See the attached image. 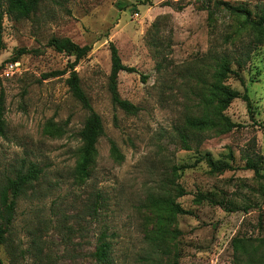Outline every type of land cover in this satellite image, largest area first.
<instances>
[{
  "label": "rangeland",
  "instance_id": "1",
  "mask_svg": "<svg viewBox=\"0 0 264 264\" xmlns=\"http://www.w3.org/2000/svg\"><path fill=\"white\" fill-rule=\"evenodd\" d=\"M169 1L39 0L27 17L1 16L0 185L29 163L41 169L16 200L0 244L2 264H97L92 251L102 230L110 242L109 264H247L250 254L264 253V44L250 50L241 68L231 63L242 82L232 74L225 81L238 92L245 87L250 111L234 98L224 114L237 126L206 133L184 149L178 132L194 102L186 69L208 49L239 55L248 40L245 32L233 39L237 24L226 12L207 20L200 0ZM225 1L255 12L264 0ZM51 35L90 47L74 70L102 130L82 180L74 170L77 132L88 112L65 83L73 55L47 46ZM150 37L160 45L149 47ZM109 43L123 64L135 68L119 71L116 79L119 96L138 107L134 114L111 102ZM13 61L18 69L7 70ZM53 70L64 72L43 76ZM46 122L61 132H45ZM111 142L121 157H113ZM205 152L235 168L210 172ZM246 156L257 160L260 176L243 167ZM176 183L183 195L175 196ZM163 190L190 210L173 217L179 233L169 240L167 256L155 254L146 240L153 219L145 203Z\"/></svg>",
  "mask_w": 264,
  "mask_h": 264
},
{
  "label": "trees",
  "instance_id": "2",
  "mask_svg": "<svg viewBox=\"0 0 264 264\" xmlns=\"http://www.w3.org/2000/svg\"><path fill=\"white\" fill-rule=\"evenodd\" d=\"M38 1L3 0V6L0 3V19L3 14L14 18L27 17L35 9ZM164 3L169 5L170 1L164 0ZM199 5L201 9L206 11L207 20H214V14L216 13L226 12L232 18L234 25L237 24L233 30V39H240V34L245 32L248 41L243 51L236 56L229 55L223 50L208 49L204 59L198 60L195 67L186 69L189 70L188 77L193 81L192 86H189L194 100L192 103L193 112L184 116L182 129L178 132V139L180 145L187 150L190 149L189 143L200 141V137L206 133L222 134L237 126L224 114V110L234 98L243 100L247 111H250V99L245 87L242 92H238L225 81L231 74L241 80L238 70L231 68V63H235L236 68H241L248 59L250 50L257 45L264 44V1L257 5L255 12L242 4L232 5L225 0H200ZM178 9H180V6H178ZM151 27L153 34L156 33V21L151 23ZM146 43L149 47L160 45V41L154 37H150ZM46 45L57 52L73 55V60L67 65L68 75L65 78V83L71 95L88 112L77 132L80 143L76 149L74 170L77 179L82 180L85 178L88 167L94 158L96 152L95 144L102 130L100 117L92 109L88 98L80 87L77 72L74 70L77 61L89 51L90 47L86 44L78 45L67 37L54 35L47 38ZM108 50L110 60L108 89L111 102L125 113L134 114L138 107L119 96L116 89V79L119 71L134 72L135 68L121 62L117 49L112 43L108 44ZM24 51V49H19L17 53ZM162 65V62H158L155 67L159 70ZM63 72V70H53L43 76H54ZM141 79H144L143 75ZM2 109V91H0V134H2L3 128ZM44 130L49 133L61 132L50 122L45 123ZM110 152L115 158L121 157L113 142L110 143ZM202 157L212 173H220L235 168L227 160L213 159L208 152H205ZM257 165V160L255 161L252 157L246 156L243 167L252 170L255 176H260ZM176 169L175 165L170 168L173 174L176 173ZM40 171L41 169L34 163H29L24 170H17L13 175L4 177V181L0 185V244L6 242L5 233L9 230V226L12 223L17 198L25 194ZM173 189L175 196L185 193L183 188L177 183L174 184ZM196 196L200 200L206 199L216 203L201 193H197ZM145 207L153 219L152 227L146 234L148 247L155 254L167 256L169 254V240L179 233L177 229L172 227L173 217L180 214H189L190 210L182 208L171 197L169 190H163L159 195L151 194L147 198ZM106 237L104 230L100 231L96 237L92 256L97 264H109L110 242ZM260 242H264V237L260 239ZM251 252L253 253L254 251L252 250ZM247 259V264H251V261L254 260L257 264H264V253L256 257L250 254ZM0 264H2L1 261ZM159 264H176V260H172L170 263L159 262Z\"/></svg>",
  "mask_w": 264,
  "mask_h": 264
},
{
  "label": "built area",
  "instance_id": "3",
  "mask_svg": "<svg viewBox=\"0 0 264 264\" xmlns=\"http://www.w3.org/2000/svg\"><path fill=\"white\" fill-rule=\"evenodd\" d=\"M18 69V62L17 61H13V62H8L7 64V70L9 71H13Z\"/></svg>",
  "mask_w": 264,
  "mask_h": 264
}]
</instances>
